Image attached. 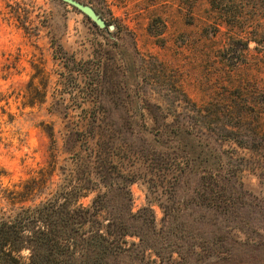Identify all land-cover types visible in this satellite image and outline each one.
Segmentation results:
<instances>
[{
    "label": "rangeland",
    "instance_id": "374dc122",
    "mask_svg": "<svg viewBox=\"0 0 264 264\" xmlns=\"http://www.w3.org/2000/svg\"><path fill=\"white\" fill-rule=\"evenodd\" d=\"M77 1L107 26L62 0H0L2 187L40 178L55 155L58 184L76 153L91 155L94 192L82 202L112 182L102 224L122 212L156 250L114 264H264V139L253 138L264 132L261 0H225V12L210 0ZM193 103L202 117L186 109ZM131 119L154 134H130ZM185 121L222 148L238 178L183 173L185 160L162 155L155 134Z\"/></svg>",
    "mask_w": 264,
    "mask_h": 264
},
{
    "label": "trees",
    "instance_id": "16d2710c",
    "mask_svg": "<svg viewBox=\"0 0 264 264\" xmlns=\"http://www.w3.org/2000/svg\"><path fill=\"white\" fill-rule=\"evenodd\" d=\"M210 3L220 12H225L229 5L225 0H210ZM232 3L238 4L237 0ZM261 3L264 5V0ZM228 17L225 22L230 25L241 20ZM180 103L189 105L191 102L185 96ZM192 105L194 110L186 109L201 116V109ZM241 119L246 120L245 117ZM90 122L94 123V120ZM136 127L148 135L154 134L147 131L146 124H137L136 119L127 121L130 134H134ZM228 134L234 135V132ZM50 136L53 138V134ZM155 136L158 139L154 142L162 152L167 151L162 153L163 156L173 155L185 160L186 171L183 173L197 174L218 183L238 178V172L230 166L222 148L215 146L204 132H195L188 121L166 125V129ZM253 138L263 140L264 132H254ZM150 149L154 150V147ZM76 156L73 164L76 168L64 174L66 177L58 184L53 182L58 163L56 155L51 169L40 171V178H32L13 188H4L0 183V264H114L118 257L131 256L142 247L156 251L152 244L144 246L145 239L129 230L122 212L111 214L107 226L102 224L101 213L107 209L113 193L112 182L101 181L109 191L98 195L89 205L82 202L94 192V162L91 155L87 161H83L79 153ZM78 166L84 167L83 176H78ZM124 194L130 203V192L127 190ZM130 217L133 216L129 211ZM133 235L139 237L140 243L127 247L126 238ZM137 256L135 254L134 258Z\"/></svg>",
    "mask_w": 264,
    "mask_h": 264
},
{
    "label": "water",
    "instance_id": "95a60500",
    "mask_svg": "<svg viewBox=\"0 0 264 264\" xmlns=\"http://www.w3.org/2000/svg\"><path fill=\"white\" fill-rule=\"evenodd\" d=\"M62 1L73 6L74 8H77L80 12H82L83 14L88 16L91 20H93L99 27L105 28L107 26L106 21L98 17L89 6H86L77 0H62ZM110 28L113 29L112 26Z\"/></svg>",
    "mask_w": 264,
    "mask_h": 264
}]
</instances>
